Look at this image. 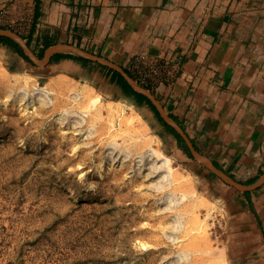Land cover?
<instances>
[{"label": "rangeland", "instance_id": "1", "mask_svg": "<svg viewBox=\"0 0 264 264\" xmlns=\"http://www.w3.org/2000/svg\"><path fill=\"white\" fill-rule=\"evenodd\" d=\"M2 57L0 264L249 263L221 178L154 109L115 85H48Z\"/></svg>", "mask_w": 264, "mask_h": 264}, {"label": "crops", "instance_id": "2", "mask_svg": "<svg viewBox=\"0 0 264 264\" xmlns=\"http://www.w3.org/2000/svg\"><path fill=\"white\" fill-rule=\"evenodd\" d=\"M10 7L32 21L27 33L15 32L39 59L63 49L39 66L0 36L5 68L9 58L17 74L48 85L85 83L103 96L108 86L120 87L112 68L65 48L129 72L138 56L171 59L172 81L153 92L197 151L244 186L264 175V0H0V18ZM205 167L213 181L220 178ZM215 183L248 264H264V183L253 190Z\"/></svg>", "mask_w": 264, "mask_h": 264}, {"label": "water", "instance_id": "3", "mask_svg": "<svg viewBox=\"0 0 264 264\" xmlns=\"http://www.w3.org/2000/svg\"><path fill=\"white\" fill-rule=\"evenodd\" d=\"M0 36L2 37H8L15 42H17L20 47L24 50L25 54L30 58V60L35 63L36 65L39 66H44L48 63L49 58L52 56L53 53L63 49V48H52L46 52L45 58L43 60L39 59L33 51L30 49L29 45L27 42L16 32L12 30H0ZM65 49H70L74 53L78 54L79 56L92 60V61H97L103 65L109 66L115 71L119 72L125 79L126 81L130 84V86L137 92L145 95L148 97L153 105L157 108L159 111L161 117L164 119L166 123H168L174 130L182 137L184 142L186 143L188 149L190 150L191 154L201 162H203L213 173H215L217 176H219L221 179H223L225 182L228 184L236 187L237 189L240 190H253L261 186V184L264 183V175L260 178L258 182H256L252 186H244L235 180H233L231 177L226 175L225 173H222L221 171L217 170L215 166L212 164V162L209 160V158L202 156L197 149L194 147L192 141L190 140L189 136L184 132V130L181 128V126L166 112L164 109L163 105L161 102L156 98V96L149 91L147 88L143 87L140 85L134 78L131 76L125 69L122 67L114 64L111 61L105 60L103 58H100L98 56H95L91 53H88L86 51L76 49V48H65Z\"/></svg>", "mask_w": 264, "mask_h": 264}, {"label": "built area", "instance_id": "4", "mask_svg": "<svg viewBox=\"0 0 264 264\" xmlns=\"http://www.w3.org/2000/svg\"><path fill=\"white\" fill-rule=\"evenodd\" d=\"M12 7L4 10L0 24L9 30L19 33H27L32 25L26 12L11 14ZM130 73L133 78L143 87L154 90L160 84L170 83L174 74V63L171 59L149 62L143 56L135 57L132 60Z\"/></svg>", "mask_w": 264, "mask_h": 264}, {"label": "trees", "instance_id": "5", "mask_svg": "<svg viewBox=\"0 0 264 264\" xmlns=\"http://www.w3.org/2000/svg\"><path fill=\"white\" fill-rule=\"evenodd\" d=\"M4 40L8 41L9 43H11L12 45H14V47L17 49V51L23 55V57L29 61L30 63H33L30 58L25 54L24 50L20 47V45L15 42L14 40L8 38V37H4ZM29 45V43H28ZM113 71V74L116 76L117 80L119 81V85L121 87V89L125 92V94L128 96L127 99L134 101V104L137 106H143V105H148L150 106L152 109L155 110L156 114L158 115L160 121L167 127L168 131L171 132L172 134H174L177 139L179 140L182 148L184 149V151L189 154L191 157L192 154L190 152V150L188 149L186 143L184 142V140L182 139V137L174 130V128H172V126H170L168 123H166L164 121V119L161 117L159 111L157 110V108L153 105V103L151 102V100L146 97L145 95L135 91L130 84L126 81V79L117 71L111 69ZM127 73H129L131 75V73L126 70ZM132 76V75H131ZM172 117V116H171Z\"/></svg>", "mask_w": 264, "mask_h": 264}, {"label": "bare ground", "instance_id": "6", "mask_svg": "<svg viewBox=\"0 0 264 264\" xmlns=\"http://www.w3.org/2000/svg\"><path fill=\"white\" fill-rule=\"evenodd\" d=\"M59 84V83H58ZM79 89V88H78ZM81 92H84L85 93V89H81L80 90ZM81 92H79V93H81ZM78 95V94H77ZM99 100H100V96L99 95H94V96H92V97H90V102H89V104L91 105V106H94L97 102H99ZM130 121H132V119H130ZM145 132V131H144ZM155 153L158 155V157H161L163 160H164V162L167 164V166L169 167V169H168V171L170 172L171 171V168H170V166H171V163H170V161H171V159L168 157V156H165L160 150H156L155 151ZM173 166V165H172ZM189 193V192H188ZM196 197V196H195Z\"/></svg>", "mask_w": 264, "mask_h": 264}]
</instances>
